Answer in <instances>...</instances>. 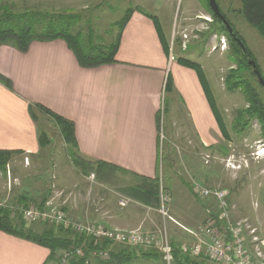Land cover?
Returning a JSON list of instances; mask_svg holds the SVG:
<instances>
[{"label": "crops", "instance_id": "1", "mask_svg": "<svg viewBox=\"0 0 264 264\" xmlns=\"http://www.w3.org/2000/svg\"><path fill=\"white\" fill-rule=\"evenodd\" d=\"M152 17L139 10L131 12L119 35L116 62L92 69L81 67L60 39L34 41L25 52L0 46V77L8 83L0 80V151L18 152L28 159L38 155L36 114L52 121L38 107L73 123L82 157L130 176L161 181V148L167 139L193 145L185 149L214 150L219 127L207 97L206 87L212 90L204 68L200 67L205 84L193 67L169 63L170 53L165 52ZM162 36L166 41L163 32ZM167 94L174 110L166 107ZM47 194L41 192L36 200L26 192L11 198L17 206L23 197L39 204ZM50 199L47 196L46 202ZM123 199L144 213H129L124 221L118 213L97 211L88 218L85 214L83 221L120 230H159L150 216V211L158 210L126 196ZM167 223L162 226L166 228ZM169 224L170 241L175 227L192 229L184 223ZM48 255L38 244L0 231V264H44Z\"/></svg>", "mask_w": 264, "mask_h": 264}, {"label": "rangeland", "instance_id": "2", "mask_svg": "<svg viewBox=\"0 0 264 264\" xmlns=\"http://www.w3.org/2000/svg\"><path fill=\"white\" fill-rule=\"evenodd\" d=\"M215 1L245 42L264 80V38L237 13L241 7L240 0ZM0 4L14 5L17 9L24 7L37 9L49 14L77 16L75 30H81L86 35L92 32L94 40H102L105 43L116 40L117 35L122 31L120 25L125 21L128 22L131 12L139 10L153 16L166 38L173 61L183 59L204 68L214 95L215 109L224 122L229 137L223 138L219 128V142L214 150L209 151L201 148L185 149L186 146L193 147L191 143L182 145L173 139L164 141L161 148L163 162L160 188L170 199L165 212L174 221L184 223L192 229L203 223L210 213H214L212 199L198 198L192 192V183L196 182L210 189L228 190L232 222L248 219L252 226L264 229L262 129L253 121L249 130L245 132L234 133L231 130L234 112L242 109L245 101L239 90H227L225 78L229 70L235 69V66H232L229 59L227 39L220 31L218 32L219 24L212 20L204 1L0 0ZM239 77L250 83L264 102V91L258 87L257 81L255 82L247 71H242ZM166 97V107L168 110H174L173 107L171 109L173 106L171 96L167 94ZM36 124L38 130L48 136L50 145L41 149L34 158L28 159L13 154L5 170H0V207H9L13 211L15 214L13 220L17 225L20 224L36 232L47 227V224L25 223L19 211L22 206H17L11 198L26 192L36 200L43 189L51 198L53 207L63 211L69 209L68 213L65 211L67 215L82 222H85L83 221L85 214L88 218V215L96 214L97 211L109 210L121 215V219L129 213L134 216H141L144 213L130 202L124 208L119 206V202L123 200L120 190L134 185L137 182L135 178L121 172H113L107 182H102L96 178L94 172L82 174L79 167L72 165L53 121L42 120L36 114ZM164 137H166L165 133ZM255 154L262 157L254 159ZM34 205L37 206V203ZM150 213L155 225L158 229H162L163 216L158 211H150ZM18 214L21 221L16 220ZM167 224L166 231L170 241L171 224L169 222ZM217 227L220 232L224 231L222 225ZM175 229L181 235L178 236L176 232L173 235L178 246L182 243L194 242V239L183 230H178L176 227ZM152 230L156 232L155 228ZM261 236L264 237V232ZM247 247L252 255L250 245ZM131 250H136V253L134 251L135 254H132L133 259L129 264H163L160 258H140L141 252H145L143 250ZM93 263L91 261L90 264ZM172 264L179 263L174 261Z\"/></svg>", "mask_w": 264, "mask_h": 264}, {"label": "trees", "instance_id": "3", "mask_svg": "<svg viewBox=\"0 0 264 264\" xmlns=\"http://www.w3.org/2000/svg\"><path fill=\"white\" fill-rule=\"evenodd\" d=\"M202 1L206 3V7L212 20L219 24L218 32L220 31V33L226 37L230 52L229 59L232 66H235V69L232 68L229 70V74L225 78L227 90H239L245 101V106L242 109L235 110L234 112L231 122V130L234 133L245 132L249 130L250 123L255 121L262 129V136L264 137V102L257 93L256 89L250 83L240 79L239 77L242 71H247L256 82V77L252 72L251 66L248 64V59L242 55L238 44L227 34L221 21L213 15L208 6V0ZM240 3L241 7L237 13L242 15L246 23L255 29L262 38H264V0H240ZM220 13L224 16L245 45L243 39L221 10ZM153 22L157 31L161 35L163 48L165 52L169 54V48L162 36L161 28L156 19L153 18ZM126 23L127 22L125 21L120 25V30L124 28ZM76 27L77 16L49 14L37 9H29L26 7L17 9L14 5L0 4V46L7 45L16 48L21 52H25L29 45L34 41L46 42L60 39L67 44L68 48L73 52L78 64L83 68L92 69L116 62L115 54L118 48L120 34L117 35L115 41L105 43L102 40H94L92 32H89L86 35L81 30H75ZM249 55L250 59L256 63L250 51ZM176 61L193 67L198 72L199 76H201L205 84L204 76L199 65L183 59H178ZM257 68L260 73L258 65ZM0 80L4 81L1 77ZM4 82L8 84L7 81ZM206 88L208 89L207 97L209 99L211 109L217 116V122L221 135L223 138L228 139L229 137L225 124L220 116H218V112L215 109L213 95L209 91L208 86ZM38 108L47 114L58 128L59 136L65 145L66 152L68 153V157L70 158L72 165H74V167H79L82 174L94 172L99 181L107 182L112 176L111 174L118 170L114 166L107 165L99 161H91L82 157L78 152L73 123L42 107ZM38 140L39 147L41 149L50 144L49 138L45 133L40 132ZM13 154L19 153L12 151H0L1 171L5 170ZM131 176H133L137 182L134 185L121 189L120 192L122 195L146 207L158 210L160 208V190L162 189H160V180L158 178L152 180L141 178L136 175ZM43 191L45 190L43 189ZM47 196L42 197V200L39 204H37V207H44ZM35 203L36 202L33 199L23 197L21 206L27 207L28 205ZM14 216L15 214L9 207H0V231L9 235L25 238L46 248L49 251V255L44 264L60 263L57 259V253L59 251L78 247L83 241V236L76 235L71 231H64L62 229L55 231L53 226H48L46 224L45 225L47 227L40 232L26 229L22 225H17L14 222ZM17 219L21 221L19 214L16 220ZM92 243L93 242H91L83 251L82 257L72 258L67 264H90L91 261L94 262L93 264H129L133 259L132 254L134 251L136 253V250H131L134 248H112L109 259L100 260L98 257H94L92 255L93 252L98 250V248L93 246ZM170 245L173 250L174 261H178V263L185 262L186 264H193L189 256L183 255L180 252L175 240L170 241ZM109 246V243L104 242L101 248L106 249ZM140 258L161 259L159 253L154 250L141 252Z\"/></svg>", "mask_w": 264, "mask_h": 264}, {"label": "built area", "instance_id": "4", "mask_svg": "<svg viewBox=\"0 0 264 264\" xmlns=\"http://www.w3.org/2000/svg\"><path fill=\"white\" fill-rule=\"evenodd\" d=\"M173 60L170 53L169 63H172ZM263 150L264 147L261 151ZM257 157H262V155L255 154L254 159ZM192 192L198 198L212 199L215 208L214 213H210L203 223L194 229H187L167 215L165 208L170 199L162 189L160 190L158 213L163 216V224L172 222L194 239L192 244H180L178 246L180 252L189 256L193 264H201V262L206 264H264V237L261 236L264 229L252 226L248 219L231 221L228 190L210 189L193 182ZM129 202V200L123 199L119 202V206L126 207ZM19 211L25 223L47 224L56 230L71 231L76 235L83 236V241L78 247L57 253L60 264H67L72 258L82 257L83 251L91 242L98 248L92 255L100 260H108L112 248L126 247L143 251L154 250L159 253L163 264L174 262L173 250L165 227L156 232H144L140 228L120 230L108 228L101 223H86L71 218L62 209H56L51 200L46 202L43 208L31 204L27 207H20ZM219 225L224 227L223 232L218 230L217 226ZM104 242L110 244L106 249L101 248ZM247 245H250L252 255Z\"/></svg>", "mask_w": 264, "mask_h": 264}, {"label": "water", "instance_id": "5", "mask_svg": "<svg viewBox=\"0 0 264 264\" xmlns=\"http://www.w3.org/2000/svg\"><path fill=\"white\" fill-rule=\"evenodd\" d=\"M208 6L211 9L213 15L221 21L227 34L231 37V39H233L238 44L242 55L248 59V64L251 66L252 72L256 77L257 85L264 91V80L262 79L258 71L256 63L252 59H250V55H249V51L247 47L243 44V42L240 40L238 35L235 33L231 25L227 22L224 16L220 13V10H219V7L216 1L208 0Z\"/></svg>", "mask_w": 264, "mask_h": 264}, {"label": "bare ground", "instance_id": "6", "mask_svg": "<svg viewBox=\"0 0 264 264\" xmlns=\"http://www.w3.org/2000/svg\"><path fill=\"white\" fill-rule=\"evenodd\" d=\"M264 154V153H263Z\"/></svg>", "mask_w": 264, "mask_h": 264}]
</instances>
